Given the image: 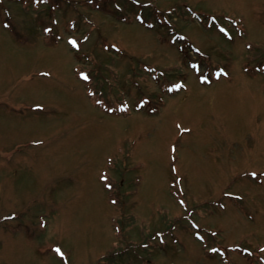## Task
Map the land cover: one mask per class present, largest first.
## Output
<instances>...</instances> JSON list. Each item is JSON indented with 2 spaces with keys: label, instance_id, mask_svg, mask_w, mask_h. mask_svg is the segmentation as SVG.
<instances>
[{
  "label": "rangeland",
  "instance_id": "374dc122",
  "mask_svg": "<svg viewBox=\"0 0 264 264\" xmlns=\"http://www.w3.org/2000/svg\"><path fill=\"white\" fill-rule=\"evenodd\" d=\"M0 264H264V0H0Z\"/></svg>",
  "mask_w": 264,
  "mask_h": 264
},
{
  "label": "snow or ice",
  "instance_id": "6c2138e0",
  "mask_svg": "<svg viewBox=\"0 0 264 264\" xmlns=\"http://www.w3.org/2000/svg\"><path fill=\"white\" fill-rule=\"evenodd\" d=\"M73 43H74V42H73ZM84 78L87 79L88 77L85 76ZM55 251H56L58 254L63 255V253L60 252V249L57 248Z\"/></svg>",
  "mask_w": 264,
  "mask_h": 264
}]
</instances>
